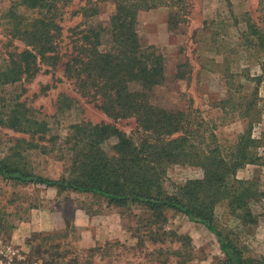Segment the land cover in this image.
Instances as JSON below:
<instances>
[{"label":"rangeland","instance_id":"rangeland-1","mask_svg":"<svg viewBox=\"0 0 264 264\" xmlns=\"http://www.w3.org/2000/svg\"><path fill=\"white\" fill-rule=\"evenodd\" d=\"M262 5L263 0H187V14L176 29L169 30V10L160 8L139 14L137 30L165 61L166 80L154 89L152 103L167 110L197 111L224 145L251 125L252 136L261 141L258 154L264 158V50L253 46L255 38L248 28L252 23L263 25ZM10 6V0H0L1 70L9 53L24 47L9 41L5 14ZM70 10L64 15L66 27L79 20L69 17ZM113 10L112 3L100 4V14L90 22L107 21ZM19 12L29 15L22 7ZM52 82L51 74L41 71L30 83L0 88V98L25 101L49 127L44 140L35 141L0 126V160L19 154L29 172L57 180L68 174L71 164L72 145L66 143L70 126L112 121L68 81L61 79L46 89ZM251 102L256 106L244 116ZM115 125L126 134L136 128L133 119ZM18 139L37 148L24 144L19 150ZM114 142L108 140L103 148L109 150ZM237 176L258 180L264 193V166L247 165ZM201 177L199 168L171 165L164 187L175 193L177 186ZM251 207L256 226L243 227L228 215L225 203L215 208V217L219 229L230 231L238 245L246 247V255L256 256L264 252V198ZM165 216L164 232H157L158 226L150 225L139 207L116 208L93 195L0 177V264H220L225 259L216 237L203 225L173 211Z\"/></svg>","mask_w":264,"mask_h":264},{"label":"trees","instance_id":"trees-1","mask_svg":"<svg viewBox=\"0 0 264 264\" xmlns=\"http://www.w3.org/2000/svg\"><path fill=\"white\" fill-rule=\"evenodd\" d=\"M10 1L5 14L9 41H19L24 47L17 52L15 47L4 60L0 88L30 83L41 71L50 73L53 82L46 89L64 79L112 122L70 126L66 143L72 145L71 164L68 174L57 180L29 172L19 154L0 160V177L93 195L116 208L139 207L148 215L147 222L158 226L157 232H164L165 212L173 211L203 225L216 237L225 256L220 264H264V255H246V247H240L230 231L219 229L215 217V208L225 203L228 215L243 227L258 224L251 206L260 202L264 193L258 180L237 176L247 165L264 166V158L258 154L261 141L252 136V126L224 145L197 111L167 110L152 103L154 89L166 80L165 61L139 36L138 16L168 9L167 26L174 30L187 14V0ZM106 2L114 6L108 20L91 23L100 14V4ZM20 7L29 15L20 14ZM68 7L69 17L79 18L71 27L63 25ZM261 11L264 15V5ZM248 28L255 38L253 46L264 50V22ZM17 99L7 102L0 98V126L35 141L44 140L49 133L46 121ZM255 106L249 103L244 116ZM126 119H133L136 125L129 134L115 125ZM111 139L114 144L105 150L103 145ZM17 143L19 150L24 144L37 148L25 139ZM171 165L199 168L202 177L187 180L175 193H168L164 179Z\"/></svg>","mask_w":264,"mask_h":264},{"label":"crops","instance_id":"crops-1","mask_svg":"<svg viewBox=\"0 0 264 264\" xmlns=\"http://www.w3.org/2000/svg\"><path fill=\"white\" fill-rule=\"evenodd\" d=\"M259 255H264V252H263V253H260V254H258L257 256H259Z\"/></svg>","mask_w":264,"mask_h":264}]
</instances>
